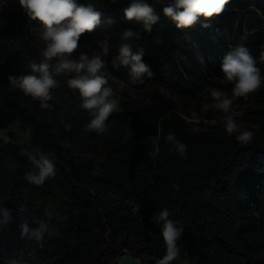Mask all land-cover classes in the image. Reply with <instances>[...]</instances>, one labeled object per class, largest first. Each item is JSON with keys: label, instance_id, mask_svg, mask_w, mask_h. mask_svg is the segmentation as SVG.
Wrapping results in <instances>:
<instances>
[{"label": "trees", "instance_id": "trees-1", "mask_svg": "<svg viewBox=\"0 0 264 264\" xmlns=\"http://www.w3.org/2000/svg\"><path fill=\"white\" fill-rule=\"evenodd\" d=\"M147 2L161 16L151 32L124 18L130 0H78L102 13L100 25L79 41L104 40L107 73L143 93L115 96L119 107L99 133L87 129L91 115L67 85L74 74L56 77L47 109L11 88L8 77L29 74L43 48L20 24L0 26V131L19 119L42 150L63 156L54 162V178L33 185L25 179L32 166L20 154L28 148L12 133L9 140L0 136V208L10 213L0 225V250L15 264H122L123 250L137 255L138 264H155L166 246L152 217L164 208L184 229L171 264H260L251 235L254 208L264 200V86L247 100L237 98L242 112L234 118L254 134L246 145L229 136L224 123L205 122L208 114L188 120L177 100H197L212 87L231 95L232 85L217 76L229 46L243 34L264 76V0H230L221 15L186 29L165 18L154 0ZM128 28L140 33L133 50H144L153 73L142 84L129 82L127 67L111 64ZM170 133L187 146L183 157L167 142Z\"/></svg>", "mask_w": 264, "mask_h": 264}, {"label": "clouds", "instance_id": "clouds-1", "mask_svg": "<svg viewBox=\"0 0 264 264\" xmlns=\"http://www.w3.org/2000/svg\"><path fill=\"white\" fill-rule=\"evenodd\" d=\"M116 4L118 0H111ZM156 5L162 6V14L175 24L178 29L194 27L197 23L209 21L221 15L230 0H154ZM20 7L32 21H36L42 31L41 40L44 42L42 51L43 59L37 63L31 61L30 73L19 77L9 76L11 88L21 90L25 96H30L34 101L40 102L41 109L50 108L48 101L52 100L51 90L59 86L56 77L62 74H74L67 80V85L78 91L81 98L80 107L87 110L91 119L87 124L89 131H103L104 122L110 114L117 111L119 101L113 89L109 86L106 61L104 57L109 54L106 42H98L101 51L92 50V54L81 53L74 58V53L79 48V40L86 32H92L101 23L102 13L91 3H78V0H18ZM124 18L129 22L142 25L144 31L151 32L161 16L153 4L147 0H130L123 9ZM202 27H210L204 22ZM140 33L128 28L120 35V44L117 54L113 56V68L120 66L129 69V82L133 85L143 83L144 77L151 78L153 73L150 66L143 62L144 50L134 51L133 40H139ZM157 39L156 43H161ZM230 50L224 55L220 65L223 73L221 83L231 84V97L219 88H208L207 92L211 103H204V111L214 110L223 114L224 130L229 135L235 134V139L241 144L252 141L253 132L246 130L242 123L236 121L233 110L237 98L245 100L264 86V76L257 67L258 60L246 46L244 38L235 45L229 46ZM53 61L55 64L53 65ZM259 62L264 63V50L260 52ZM70 129V125L67 126ZM128 131L127 135H130ZM157 137H150L156 141ZM173 149L183 157L187 146L179 141L174 134L166 137ZM21 156L29 161L31 170L25 173V179L33 185L42 186L46 180L56 175V165L52 154H45L38 148L22 149ZM170 211L164 208L152 221L161 224V236L166 246V253L156 260L155 264H171L179 254L178 241L184 229L178 227L179 222L170 219ZM10 213L7 209L0 208V225L8 222ZM22 235L29 232L27 224L21 225Z\"/></svg>", "mask_w": 264, "mask_h": 264}, {"label": "rangeland", "instance_id": "rangeland-1", "mask_svg": "<svg viewBox=\"0 0 264 264\" xmlns=\"http://www.w3.org/2000/svg\"><path fill=\"white\" fill-rule=\"evenodd\" d=\"M7 24H20L25 35L38 47H44V42L41 40V27L36 21L30 20V18L25 14L23 9L20 7L18 0H0V26H5ZM245 37V34L237 37L235 39L236 42H239L242 38ZM104 40L98 41H79V48L76 53H74V58H77L81 53L92 54V50L101 51L98 47V42H102ZM105 42V41H104ZM217 78L219 80L223 79V73L220 69L218 72ZM109 86L113 89L116 97H133L139 98L142 96V92L136 91L131 88L125 82L115 78L114 76L108 74ZM216 88V87H215ZM160 89L169 97L177 100L173 92L169 90L165 86H161ZM231 97V95H229ZM236 99L233 104V110L235 115L241 114V104ZM211 99L206 92L202 97L197 100L192 101H179L177 100L178 108L184 112L185 117L188 120H197L200 115L208 114L212 117V119L205 120V122H221L224 123L223 114L214 111H204L202 105L204 103H211ZM9 133L14 135V142L21 145L26 146L29 150L33 148H38L45 154L51 153L52 159L54 162H63L62 157L58 152L54 150H42L39 145L33 142L30 136V130L27 126H25L19 119L11 122L5 130L0 131V136L9 140ZM254 218L253 221V231H252V241L255 246V253L259 259L260 264H264V200H262L255 208H254ZM118 263L122 264H138L140 262V258L131 254L130 256L127 254L125 257H118ZM0 264H15L9 256L5 254V252L0 250Z\"/></svg>", "mask_w": 264, "mask_h": 264}, {"label": "built area", "instance_id": "built-area-1", "mask_svg": "<svg viewBox=\"0 0 264 264\" xmlns=\"http://www.w3.org/2000/svg\"><path fill=\"white\" fill-rule=\"evenodd\" d=\"M127 254H128L129 256L131 255V253H130L129 251H127V250H123V253L120 255V257H123V256L125 257Z\"/></svg>", "mask_w": 264, "mask_h": 264}]
</instances>
